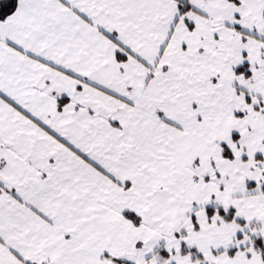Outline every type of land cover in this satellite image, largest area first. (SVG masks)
<instances>
[{"label":"snow or ice","instance_id":"snow-or-ice-1","mask_svg":"<svg viewBox=\"0 0 264 264\" xmlns=\"http://www.w3.org/2000/svg\"><path fill=\"white\" fill-rule=\"evenodd\" d=\"M0 264H264V0H0Z\"/></svg>","mask_w":264,"mask_h":264}]
</instances>
